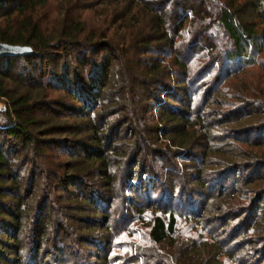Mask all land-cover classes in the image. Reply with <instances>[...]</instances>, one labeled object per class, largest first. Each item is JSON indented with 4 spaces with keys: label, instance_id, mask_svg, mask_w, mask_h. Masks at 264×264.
<instances>
[{
    "label": "trees",
    "instance_id": "1",
    "mask_svg": "<svg viewBox=\"0 0 264 264\" xmlns=\"http://www.w3.org/2000/svg\"><path fill=\"white\" fill-rule=\"evenodd\" d=\"M47 1L0 0V44L30 50L0 56V264L74 244L107 264L109 234L155 205L131 197L146 181L165 203L131 264H264V0H57L51 19ZM178 200L199 229L187 242Z\"/></svg>",
    "mask_w": 264,
    "mask_h": 264
},
{
    "label": "rangeland",
    "instance_id": "2",
    "mask_svg": "<svg viewBox=\"0 0 264 264\" xmlns=\"http://www.w3.org/2000/svg\"><path fill=\"white\" fill-rule=\"evenodd\" d=\"M90 4H92L93 0L88 1ZM56 5H57V0H48L46 3L45 7V14H47L48 18L50 19L54 16L55 11H56ZM95 8V9H94ZM93 9L96 11L95 12V18H101L102 17V11L99 5H96ZM92 11H84L83 15H85L88 20L92 19ZM49 21V20H48ZM52 23L49 21V24ZM188 29V23H186L185 28L183 30ZM186 32V31H185ZM185 32L182 31V34L184 35ZM183 37H179L178 40H182ZM168 59L171 58V56L167 57ZM195 61L192 59V62ZM49 68L53 69L52 65L45 66L37 62L35 64V72L38 70H42L44 72H47ZM22 70L27 71L25 67L22 66ZM28 70L30 68L28 67ZM31 71V70H30ZM242 71L244 72L245 75V83L249 85H255L258 83V78L261 75L259 72V69L256 65L252 66H246L243 67ZM21 72V71H20ZM22 73V72H21ZM237 76V74H236ZM263 76L261 75V78ZM234 78V77H233ZM231 78V79H233ZM46 80V79H44ZM229 81V80H228ZM224 82L222 84V87L220 91L227 95L229 92H226L227 90L225 89H232L231 85L228 84L227 82ZM187 82H191V80H187ZM264 84V82H263ZM194 90L196 89L197 85H192ZM193 88H190V90L193 91ZM225 88V89H224ZM198 90L195 91V98L199 96ZM230 94V93H229ZM4 108L2 101H0V110ZM213 110V109H212ZM222 110V109H221ZM219 112V111H218ZM217 126V125H216ZM215 128V127H214ZM224 127H216L215 134H220V132L223 131ZM244 148V147H243ZM248 149V148H244ZM217 156V155H215ZM212 156V160L214 163L208 164L205 168L204 171V184L208 185L211 182V177L215 174L216 171L219 169H214V167L219 163L218 157L221 160H224L222 156L216 157ZM221 170V169H220ZM219 170V171H220ZM173 177L172 180L173 182H179V174H176L175 171H172ZM188 176H191V170H187ZM218 173V172H216ZM219 173H223L219 172ZM143 178V177H142ZM25 179V178H24ZM144 179V178H143ZM210 180V181H208ZM145 181V179H144ZM262 186H264V183H262ZM161 190H166V186H160V183H155L153 181L150 182H145L141 188H132L131 189V197L134 198V203L138 204H144L145 205V198H148L151 203L150 206H147L145 209H141L140 212H136L134 210L133 212V220L132 222L127 224V228L122 231L118 232L116 234L110 233V237L108 240V248L106 250V257L108 258V263L109 264H131L130 260L128 261V257L130 255H134L136 250L143 249V246L148 245L149 243L147 242L146 238V232L148 230V217L150 212H155V214H160V210H156L155 207L157 206H163L165 203L164 201H161V203H156L155 201L158 200V198L161 196ZM176 197V196H175ZM192 207V204L189 202H183L181 203L179 200L178 202H173V208H175L176 212V220H177V226H176V236L179 239H182L184 242L190 241L191 238H195V236L198 233V227L195 225V218L190 216V208ZM136 212V213H135ZM230 226H226V230H229ZM95 234V232H94ZM95 235H90V239H93ZM62 244H65L64 242ZM70 249H65L62 253H57V252H51L54 254L46 256L45 260L48 264L49 262L54 261L53 264H100L97 261L96 257H100L101 255L103 256V253H96L94 250L87 249L86 247L84 248L83 246H79L74 244L72 245H67ZM168 248V243H165L162 247L163 250H166ZM50 250L47 251L49 253ZM96 254V256H95ZM107 263V264H108Z\"/></svg>",
    "mask_w": 264,
    "mask_h": 264
},
{
    "label": "water",
    "instance_id": "3",
    "mask_svg": "<svg viewBox=\"0 0 264 264\" xmlns=\"http://www.w3.org/2000/svg\"><path fill=\"white\" fill-rule=\"evenodd\" d=\"M30 50L26 46L0 44V56L29 55Z\"/></svg>",
    "mask_w": 264,
    "mask_h": 264
}]
</instances>
